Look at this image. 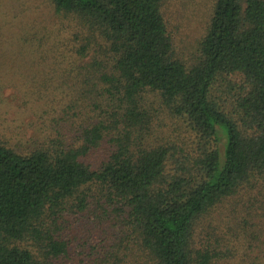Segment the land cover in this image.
Masks as SVG:
<instances>
[{"label": "trees", "instance_id": "1", "mask_svg": "<svg viewBox=\"0 0 264 264\" xmlns=\"http://www.w3.org/2000/svg\"><path fill=\"white\" fill-rule=\"evenodd\" d=\"M40 1L0 23L38 123L0 139V264H264V0H208L191 60L170 0Z\"/></svg>", "mask_w": 264, "mask_h": 264}, {"label": "rangeland", "instance_id": "2", "mask_svg": "<svg viewBox=\"0 0 264 264\" xmlns=\"http://www.w3.org/2000/svg\"><path fill=\"white\" fill-rule=\"evenodd\" d=\"M21 1L23 4L8 1L13 8L6 6V3L0 6V23L4 20L12 21L14 15L23 16V13H26L25 18L29 20L39 22L44 19V9H36L41 5L40 0ZM209 4L208 0H170L167 3L165 17L169 18L170 30L177 40L176 53L183 59L191 60L197 55L208 22ZM23 5L31 6V9L24 11ZM18 53L19 50H14L12 42L0 44V139H12L8 142L14 147L18 146L15 145V138L10 135L12 130L17 131L18 127L25 132V137H29L38 127L37 122H32V115L21 110V96L32 86L29 74L24 69L26 58H21ZM6 83L10 85L5 86Z\"/></svg>", "mask_w": 264, "mask_h": 264}]
</instances>
